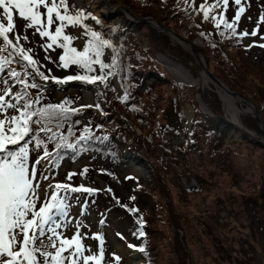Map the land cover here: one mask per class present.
<instances>
[{"label":"rangeland","instance_id":"1","mask_svg":"<svg viewBox=\"0 0 264 264\" xmlns=\"http://www.w3.org/2000/svg\"><path fill=\"white\" fill-rule=\"evenodd\" d=\"M192 1L196 3L200 0ZM67 3L69 4V10L73 12L82 11V8L88 4L97 14H105L107 10L115 12L113 19L110 20L118 21L122 9L126 8L125 3L127 1L93 0L90 3L89 0H67ZM236 6L237 9L239 7L244 9L239 20L236 21L238 27L251 33L254 27L258 25L257 34L262 33L264 20H261V15L264 14V0H240V4H236ZM41 11L44 13L45 10L41 9ZM13 15H15L13 19L14 32L19 36V41L23 47L31 50L30 53L37 60L39 68L44 73L51 75L62 76L66 74L67 72L57 66L59 48L55 45L48 48L47 45L50 41L47 37H41L34 27H27L26 22L19 17L18 12L14 9ZM42 18L46 22V16H42ZM55 23L59 22L56 21ZM52 29H54V26L49 30ZM80 32L81 30L77 26L68 25L65 28V33L77 37L74 40L76 45L81 42ZM25 36L27 39L24 38ZM249 37L247 40H256L258 35ZM172 55L183 60V64L189 67L194 77L200 74L199 68L191 62L190 57L179 53H173ZM229 56L232 63L216 61L203 53L207 71L215 78L229 84L231 90L236 94L247 97L254 104L264 128V110L261 112L264 107V54H256L252 50L250 55L245 56L232 51ZM147 84L148 82L145 81L141 90ZM155 86L160 89L161 86L166 85L158 83ZM45 92V95L39 96L42 100H59L63 95V92L52 87L45 89ZM82 94V102L90 103V91H84ZM143 96L141 95V97ZM202 98L207 100L208 106L217 107L218 102L212 95L204 93ZM144 100L147 101L148 99L145 98ZM15 105L17 106V104ZM165 106V113H163V117L166 119L165 122H177L170 103ZM216 112L220 114L218 109H216ZM244 120V125L248 129L256 130V125L250 115L245 116ZM135 121L136 118L134 119V125L141 129L143 133L148 132L152 124L148 119L140 118V122ZM213 122L218 123L217 120H213ZM220 125L224 126V124ZM237 132H231L226 140L233 139V141H236L232 146L237 155L233 156L231 176L235 181H243L241 186L236 183L237 186H230L232 189L229 188V180L222 175L224 173L220 174V170L209 176L210 166H208V163L212 162L195 159L192 163L187 162L184 167L177 166L173 169L172 166H169L166 171L160 173L159 179L164 181V186L157 184L156 181L152 183V192L159 188L160 193L157 190L155 191V197L151 196L152 193L150 196L141 197V200L146 202L144 203L146 209L152 210L154 206L160 208L159 214L167 222V224L163 222L162 224L169 239H164L161 242L159 240L160 234L157 233L152 237L157 240V243L154 244L153 242L151 246L152 264H184L185 261L187 264H264V151L257 144L242 140L245 137L242 136V133ZM175 142H180V140L176 139ZM139 151L143 152L140 148ZM157 155H161L160 148ZM126 157L128 159L125 164L113 163L112 165L101 162L99 158L92 157V155L82 157L75 163L63 161L53 175H50L47 169H42V174L39 175L38 173L37 177H32L33 183L39 185L41 189L38 206L43 202V190L47 189L48 185L53 186L54 182L64 180L67 173H78L81 167L91 165L106 169L114 176L115 180L87 168V173L90 174L88 184L100 187L102 190L109 184L113 195L109 196L107 194V206H109L112 197L117 198L119 203L123 204V199L131 194L134 185L132 180L124 179L125 175L132 174L138 177V173H140L145 177L144 180L147 178V174L150 176L147 162H144L142 158H139L140 160L134 159L130 153H126ZM214 159H219L220 162V158L215 157ZM44 165L45 162H43ZM42 176L47 177V179H42ZM72 178L75 183L80 180L77 175ZM152 178L154 181L153 173ZM148 180L146 179L144 184H147L146 181ZM185 187H190V191L185 193ZM48 191L50 194L51 189H48ZM158 197L161 199H158ZM71 199V202L67 200L70 205L69 215L66 218H57V222H67L68 227L66 229L61 228L60 231L68 238L76 232L75 225L80 224L79 232L83 236L82 242L85 249L91 250L90 252L86 250L85 255H99V250L103 247L101 264H136L142 260L141 256L124 246V242L130 239L124 231L129 220H118L120 215L118 208L111 209L109 212L106 211L104 209L105 205L102 208L101 203L103 202L98 197L91 198V204L86 208L76 203L78 201L76 196L72 195ZM171 202L173 203L172 207H170ZM171 208L180 216L183 230L189 229L190 221H192V228L200 233L190 236L184 231L181 232L173 227L170 224ZM190 212H193L192 216ZM157 222V219L153 216L152 223ZM191 231L187 230L188 233H191ZM152 232L154 233L155 230ZM175 233H178L177 242L183 253L175 248ZM97 234L103 238L104 243L102 246L98 240L93 238ZM116 257H119V261L116 260Z\"/></svg>","mask_w":264,"mask_h":264},{"label":"snow or ice","instance_id":"2","mask_svg":"<svg viewBox=\"0 0 264 264\" xmlns=\"http://www.w3.org/2000/svg\"><path fill=\"white\" fill-rule=\"evenodd\" d=\"M224 9H227L228 0H221ZM237 5L240 0H235ZM219 6L214 0L212 6H207V0L199 6V11L203 12L204 19L209 18V11L211 7ZM0 9L3 10V17L6 18L7 24L0 22V38L3 39L4 49L11 47L12 51L9 56L18 55L27 65L32 68L33 72L43 81L53 80L56 84H65L70 81H81L86 84L96 85L97 82L106 86L108 76L113 75L111 71L116 64L117 58L114 55L111 59V64L105 63L102 60L105 48H112L113 53L116 49L112 46L110 40L103 38L100 32L92 31L82 23L83 20L91 18L96 23L100 21L91 13L87 16L77 10L76 13L70 14L69 4L67 0H0ZM13 9L18 12L19 17L26 22L27 27H34L35 31L41 37H47L50 43L47 45L51 48L57 45L63 49V54L59 56L61 66L68 68L70 65H76L83 70V74L66 75L63 78L49 77L40 72L37 64L23 47L18 46L19 37L16 42L10 38L9 34L14 31ZM41 9L45 10L42 13ZM244 11L243 7H239L233 21L229 23L224 17L223 12L219 16L213 15L211 19L215 22V27L220 28L221 23L225 29H230L233 35H236L235 23L239 20L241 13ZM46 16V22L42 18ZM261 20H264V14L261 15ZM58 21L59 23H55ZM73 27L80 26L84 29L85 34L90 39L84 44L83 50L80 51L72 46L73 41L77 39L74 35L65 34L66 26ZM54 26V31L49 29ZM223 34V33H222ZM239 35L246 36L247 32L239 33ZM251 35L256 36V30H253ZM27 39V37H24ZM264 39V37H261ZM264 47V44H260ZM8 59L0 60V68L6 63H10ZM94 65H99L100 72L98 75H90L94 71ZM105 69H109L105 73ZM10 75L13 78H18V82L23 85L25 89L41 88L42 85L33 82L31 85L25 79L20 78V73L12 70ZM27 73L25 72V76ZM12 89L5 88L4 93L0 94V264H101L103 260V247L99 250V255L90 254L85 255L83 244V236L79 232L80 224L75 225L76 232L70 237H65L60 231L61 228H67V222L58 223L57 218H66L69 215V203L66 197H61L59 193L63 190L68 192H85L91 194L95 189L91 187H84L82 184L78 187H73L69 183H57L54 188L48 185L44 189L43 202L38 206L40 199V186L33 183L32 177L36 175V170H29V144L25 143L23 146L13 149L10 146L19 145L25 137L32 132L30 127L34 117L37 126L40 127L41 132L50 131L47 124L55 119L58 121L67 120L72 113L79 111L77 108H69L71 101L65 99L56 104H47L44 107L38 108L35 111L31 110L33 102L39 103V99L32 101L24 99L22 108H18L13 103H7V109H13L18 112V115H5V96L9 95ZM26 97L27 93H23ZM22 98V93H16L15 99L19 101ZM127 97L125 96V99ZM83 107H92V105H84ZM99 108V104L95 105ZM59 127V123L57 124ZM90 130L86 127L78 138L79 141L89 139ZM50 139H57L55 133L49 137ZM36 141V146L39 147L42 141L38 137H33ZM59 143L55 145L57 150L62 147L73 149L75 145L68 141L63 135L58 137ZM50 156L47 148L44 149V158ZM39 160H37V164ZM87 168L80 173L85 175ZM76 175L74 172H69L67 180H71ZM47 179V177H41ZM48 189H51L50 194ZM134 199V197H133ZM135 212L136 209H131ZM142 225V221H141ZM144 235L143 231L139 233ZM94 239L98 240L103 245L102 236L94 235ZM133 247V245H129ZM143 251V248L139 249ZM67 253V255H65ZM119 261V257H116Z\"/></svg>","mask_w":264,"mask_h":264},{"label":"trees","instance_id":"3","mask_svg":"<svg viewBox=\"0 0 264 264\" xmlns=\"http://www.w3.org/2000/svg\"><path fill=\"white\" fill-rule=\"evenodd\" d=\"M161 20L163 22L165 21V25L173 27L175 30H181L182 28H189L191 31H195V28L193 27L192 23L188 22L184 18H180V20L176 23H171L168 19H163L161 17ZM157 49H161L166 54H171L170 47L167 45V40L162 39L158 40L156 43ZM225 49L229 50V53L232 51H235L236 53H241V50L238 45L234 43H225ZM208 52L214 55V53H218L219 51L215 50V46L213 44H208ZM177 58V57H174ZM149 61V58L147 56L146 52H140L139 58L137 60L136 64V70L137 74L140 77L141 76V70L146 69L149 67L147 62ZM166 77V76H165ZM167 78V77H166ZM169 81L166 86H161L162 88L158 89L155 86V90L152 91L151 88L146 90V94H144L143 97L139 96L138 94V86H133L131 89L130 94V102H131V108L133 107H139L142 109V113L146 116H148L149 119L153 120V124L151 125V128H149L147 136H144L140 139L134 140L136 146L144 149L145 154H148L151 156V162L153 167V174H154V181L153 178L150 181L149 188L138 186L135 190L134 195H136L138 198V195H144L145 197L150 196H156L155 191H153V184L155 181L157 184L164 186V181L162 179H159L161 176L160 173L162 171H166V169L169 166H172L173 169L178 167H184L187 162L192 163L195 159H203L207 160L212 163H208V166H210V174L209 176H212L213 172H218L220 170V174L224 173L222 175L226 176V178L229 180V188L230 186H237L236 183L241 186L243 184V181H235L234 178L231 176L232 168H233V156L237 155V152L233 149L234 144L230 145H223L219 141L215 139H206L204 137V134L208 132V123L205 121L204 118L201 121L200 125V135L197 131L196 124L198 120L193 122L192 125V131L194 132V142L188 141L183 146H174L170 145V140L168 141L164 140L162 137V133L165 131L163 129V126L161 125V107L166 105L169 101L170 106L172 110L175 111V113L178 115L179 119L181 120L182 115L181 111H179V105L181 102L189 101L191 103H194V99L192 97L193 95V89L189 87H185L182 84L174 83ZM121 83H125V79L121 77L120 79ZM107 97V94H106ZM147 98L148 100H144ZM111 101V100H110ZM112 105V103H111ZM117 112H122L125 114V117L130 119L134 123L135 114L132 109H126L122 106L119 102H115L114 105H112ZM103 108H105L104 112H101L102 114L107 113V103L103 105ZM264 110V107L262 108L261 112ZM135 122H140L136 119ZM166 146H170V149H165ZM134 143L130 146L131 148H134ZM161 149L163 151V156H158V149ZM98 149L101 151H105L106 148L104 145L98 146ZM60 152H66V154H69V151L66 149V147L60 148ZM74 155V152L71 151V157ZM150 156H148L150 158ZM220 158L214 159V158ZM199 179V177H198ZM152 184V185H151ZM232 189V188H231ZM187 193L190 191V189L185 190ZM137 198V199H138ZM158 199H161L158 197ZM173 206V203L171 202L170 207ZM160 208L157 206H154L152 210H146L141 209L140 213L142 216L139 217V220L136 221V224L131 228V232L135 236L140 237V244L139 248H143V255L146 258L147 262L149 264H152L153 256L151 254V246L152 243H157L156 239H153L152 237L155 236V234L159 235V240L162 242L164 239H169L166 231L164 230V226L162 224L166 223V220L159 214ZM194 212V210H193ZM192 212V213H193ZM192 213L190 212V215L192 216ZM152 215V217H151ZM153 216L157 219V223L153 224L152 219ZM142 221V225H141ZM202 223H203V216H202ZM170 224L173 225V227H176L178 230L184 231L185 233L189 234L190 236H193L195 234H198L200 232H197L192 228V221H190L189 229L186 228L183 230L182 223L180 216L176 214V211L172 208L170 209ZM155 228V229H154ZM155 230L153 233L152 231ZM187 230H192L191 233H188ZM140 231L144 232V235L141 236L139 233ZM169 234H171L169 232ZM178 233H175V248L179 250V252L183 253V251L180 248L179 243L177 242ZM181 250V251H180ZM185 253V252H184ZM188 255V254H187ZM185 257L187 259L186 253ZM184 264H187L185 261Z\"/></svg>","mask_w":264,"mask_h":264},{"label":"bare ground","instance_id":"4","mask_svg":"<svg viewBox=\"0 0 264 264\" xmlns=\"http://www.w3.org/2000/svg\"><path fill=\"white\" fill-rule=\"evenodd\" d=\"M166 66L175 78L187 80V75L183 74V72H181L178 67L170 65L169 63H166ZM201 79L204 85L208 84L205 76L201 75ZM214 86L216 88V94L221 101V106L224 113L227 114L231 121L236 125L242 126L240 124L241 117L242 115H245L246 112L248 114L250 109L247 107L243 109L242 104L239 103V101L236 100L233 95H231L230 89L227 85L223 84L222 82H217L216 85L214 84ZM186 115L187 118H189V113H187ZM261 140L264 141L263 138H261ZM136 264H141V262H138Z\"/></svg>","mask_w":264,"mask_h":264},{"label":"water","instance_id":"5","mask_svg":"<svg viewBox=\"0 0 264 264\" xmlns=\"http://www.w3.org/2000/svg\"><path fill=\"white\" fill-rule=\"evenodd\" d=\"M199 64H200V62H199ZM253 115H254V117H255V121H256V123H258V120H257V118H256V114H255V112H253ZM261 134L264 136V132L261 133Z\"/></svg>","mask_w":264,"mask_h":264}]
</instances>
